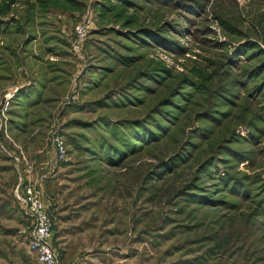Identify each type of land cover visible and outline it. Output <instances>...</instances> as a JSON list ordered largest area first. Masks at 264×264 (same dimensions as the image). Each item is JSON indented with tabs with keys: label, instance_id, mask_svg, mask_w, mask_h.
<instances>
[{
	"label": "rangeland",
	"instance_id": "374dc122",
	"mask_svg": "<svg viewBox=\"0 0 264 264\" xmlns=\"http://www.w3.org/2000/svg\"><path fill=\"white\" fill-rule=\"evenodd\" d=\"M27 187L60 264H264V0H0V264Z\"/></svg>",
	"mask_w": 264,
	"mask_h": 264
},
{
	"label": "built area",
	"instance_id": "2783aa9c",
	"mask_svg": "<svg viewBox=\"0 0 264 264\" xmlns=\"http://www.w3.org/2000/svg\"><path fill=\"white\" fill-rule=\"evenodd\" d=\"M90 24L91 20L85 18L83 23L76 27V33L80 41L86 39ZM56 147L59 156L61 158L65 157V144L62 141H56ZM24 202L34 220L35 227L32 231L29 250L35 255V264H60L54 244L55 224L41 201L40 192L32 187H27Z\"/></svg>",
	"mask_w": 264,
	"mask_h": 264
}]
</instances>
